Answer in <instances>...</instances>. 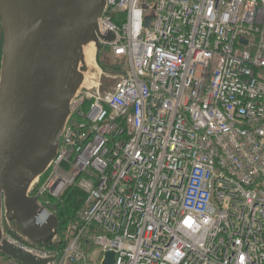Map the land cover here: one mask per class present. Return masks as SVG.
Listing matches in <instances>:
<instances>
[{"label":"built area","instance_id":"obj_1","mask_svg":"<svg viewBox=\"0 0 264 264\" xmlns=\"http://www.w3.org/2000/svg\"><path fill=\"white\" fill-rule=\"evenodd\" d=\"M98 27L30 191L55 217L83 192L67 245L3 239L49 264H264V0H106Z\"/></svg>","mask_w":264,"mask_h":264},{"label":"water","instance_id":"obj_2","mask_svg":"<svg viewBox=\"0 0 264 264\" xmlns=\"http://www.w3.org/2000/svg\"><path fill=\"white\" fill-rule=\"evenodd\" d=\"M105 7L106 0H0V254L18 264L54 261L3 240V218L35 246L53 245L59 236L58 218L39 211L30 186L58 153L71 102L90 71L83 47L101 49ZM113 263L108 253L104 264Z\"/></svg>","mask_w":264,"mask_h":264},{"label":"trees","instance_id":"obj_3","mask_svg":"<svg viewBox=\"0 0 264 264\" xmlns=\"http://www.w3.org/2000/svg\"><path fill=\"white\" fill-rule=\"evenodd\" d=\"M108 70L109 67H103ZM84 194L79 190H70L63 197V204L59 206L57 218L59 220V244L44 246L53 250H63L68 242V226L75 219L76 212L81 208Z\"/></svg>","mask_w":264,"mask_h":264},{"label":"rangeland","instance_id":"obj_4","mask_svg":"<svg viewBox=\"0 0 264 264\" xmlns=\"http://www.w3.org/2000/svg\"><path fill=\"white\" fill-rule=\"evenodd\" d=\"M98 64L100 67H109V66H112L111 65V62H106L105 60V57H104V53L101 52L99 55H98ZM33 191V190H32ZM35 193L36 191L33 192V196H35ZM3 232H4V235L3 237L5 236V233L6 235L7 234H11L12 235V238L19 242V243H23L25 245H29V246H34V247H37L39 249H43L44 246H35L33 245L32 243L28 242L27 240H25L17 231H16V227L13 225V224H9L5 218H3ZM58 235H59V227H58ZM0 264H18L16 261H13L11 260L10 258L6 257L5 255H2L0 254Z\"/></svg>","mask_w":264,"mask_h":264},{"label":"bare ground","instance_id":"obj_5","mask_svg":"<svg viewBox=\"0 0 264 264\" xmlns=\"http://www.w3.org/2000/svg\"><path fill=\"white\" fill-rule=\"evenodd\" d=\"M83 50H84V57H85L86 61L89 63L90 66H92V64H94V62H95L96 53H97L95 44L90 43V44L84 45ZM34 184H35V182L32 183V185L30 186V189H32Z\"/></svg>","mask_w":264,"mask_h":264},{"label":"flooded vegetation","instance_id":"obj_6","mask_svg":"<svg viewBox=\"0 0 264 264\" xmlns=\"http://www.w3.org/2000/svg\"><path fill=\"white\" fill-rule=\"evenodd\" d=\"M3 52H4V32L2 30V24L0 19V75H1L2 62H3Z\"/></svg>","mask_w":264,"mask_h":264}]
</instances>
